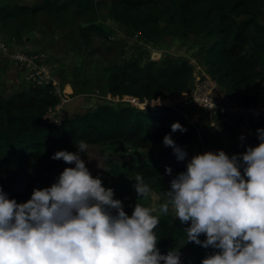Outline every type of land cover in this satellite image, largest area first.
<instances>
[{
  "label": "trees",
  "instance_id": "1",
  "mask_svg": "<svg viewBox=\"0 0 264 264\" xmlns=\"http://www.w3.org/2000/svg\"><path fill=\"white\" fill-rule=\"evenodd\" d=\"M101 4L108 5L113 20L124 24L130 33L138 34L147 42H157L165 34L202 36L205 42H201L197 51L199 59L226 93L239 103L256 98L254 83L261 75L259 64L264 54V23L259 19L264 0H40L32 4L13 0L0 5V22L38 11L55 17L70 13L76 18L95 13ZM91 28L92 25L79 26L81 37L87 38ZM142 53H133L105 67L107 92L152 99L189 87L193 67L187 59L167 56L160 60H143ZM2 92L0 88V169L7 171L12 165L15 169L10 181L0 187L11 198H26L31 194L39 178L36 161L47 153L68 151L70 141L115 142L116 148H122L127 142L146 145L155 134H178L179 131L171 132V125L173 122L182 125L184 121L171 107L156 104L137 107L124 101L119 106L101 104L94 110L62 116L60 126L53 128L43 119L47 108L58 102L50 83H29L26 88L14 90L7 96ZM166 121L171 124L166 126ZM256 127L264 129V124L258 122ZM186 129L180 133L185 140L192 130L190 127ZM214 132L217 131L208 129L202 139L207 140V134ZM104 159L108 165L106 170L111 169L112 154L105 153ZM166 167L172 169L171 175L166 173ZM132 168L141 176L175 177L186 170V163L168 152L156 161L140 159ZM90 172L94 177L98 176ZM169 182L156 178L150 187L164 198ZM52 183H42L41 188ZM188 226L181 224L175 216L170 220L159 216V224L154 229L159 251L167 254L177 249L179 240L187 239L184 229ZM204 238L201 235L200 239ZM185 244L188 247L195 245L194 242ZM202 259H190L187 264H201Z\"/></svg>",
  "mask_w": 264,
  "mask_h": 264
},
{
  "label": "clouds",
  "instance_id": "2",
  "mask_svg": "<svg viewBox=\"0 0 264 264\" xmlns=\"http://www.w3.org/2000/svg\"><path fill=\"white\" fill-rule=\"evenodd\" d=\"M177 131L187 129L173 122L171 132ZM257 133L260 143L243 153L193 155L170 180L158 209L136 203L131 215L86 167L84 141L76 152H54L51 159L74 167H66L51 186L34 188L22 203L0 187V264H182L179 249L162 254L157 247L159 215L153 213L167 215L170 208L181 224H189L185 243L218 250L201 264H264V129ZM163 144L178 160L187 158L171 134ZM133 187L138 199L150 197L141 175Z\"/></svg>",
  "mask_w": 264,
  "mask_h": 264
},
{
  "label": "rangeland",
  "instance_id": "3",
  "mask_svg": "<svg viewBox=\"0 0 264 264\" xmlns=\"http://www.w3.org/2000/svg\"><path fill=\"white\" fill-rule=\"evenodd\" d=\"M11 1L13 0H0V5ZM16 1L32 4L40 0ZM259 19L261 23H264V9ZM86 25H92L93 28L89 30L88 37L83 38L78 28ZM0 36L5 37L12 51L25 49L43 54L46 61L51 64L53 75L59 80L64 97L62 101H58L57 114L61 117L77 111L94 110L101 104L119 106L125 103L122 100H115L114 95L106 91V66L120 62L125 57L140 51L143 52V60L149 58L160 60L171 56L187 59L192 67L195 64L203 65L197 51L201 42H205L202 36L192 33L184 36L165 34L157 42L141 40L138 34L130 33L124 24L110 17L107 4H101L95 13L89 12L76 18L70 13L61 17L48 16L44 11L22 13L7 22H0ZM19 67L15 66L8 56L0 53V88L4 96L28 86L29 82L25 78L28 67L23 69ZM259 68L261 75L254 83V90L264 87V54ZM170 124L169 121L165 122L166 126ZM182 125L188 128L184 121ZM214 130L217 132L207 134V140L202 139L206 146L201 144L192 130L189 131V138L186 140L180 136L181 132L172 135L176 143L187 152L184 163L193 155L202 154L204 151L224 150L229 156L233 154L234 146L227 129ZM207 131L208 128L201 130V138ZM166 134L164 132L155 134L154 139L146 145L127 142L122 148H116L115 142H85L88 150L86 153H81V158L85 161L86 167L97 173L106 188L111 187L114 190V198L122 201L128 215H131L136 203L158 209L159 205L167 199V196L162 198L152 187H150L152 192L149 198L138 199L133 187L137 174L132 168L140 162V159L152 162L161 159L168 152L173 153L172 148L165 147L163 144ZM81 141H70L68 151L76 152V144ZM53 153H47L42 159L36 161L39 177L36 188H41L42 183L55 182L66 167H74V164H66L63 160L51 159ZM105 153L113 156L112 168L108 170H106L108 165L104 159ZM14 167L15 165H12L7 171L0 169V184L4 185L10 181ZM142 177L149 186L156 178H163L167 181L173 178L166 175ZM31 194L26 198L15 197V199L18 203L26 202ZM153 214L169 220L175 216L171 208L167 215H160L158 211ZM177 249L181 253L182 264H187L190 259L205 258L206 255L218 251L212 248L205 249L197 244L188 247L183 239L179 240Z\"/></svg>",
  "mask_w": 264,
  "mask_h": 264
},
{
  "label": "built area",
  "instance_id": "4",
  "mask_svg": "<svg viewBox=\"0 0 264 264\" xmlns=\"http://www.w3.org/2000/svg\"><path fill=\"white\" fill-rule=\"evenodd\" d=\"M0 53L8 56L14 65L20 66L21 69L28 67L25 78L29 83L34 85L50 83L51 92L58 97V101L64 99L60 82L53 75L52 66L43 54L25 49L12 51L7 45V40L1 36ZM195 65L190 85L182 91H175L167 96L156 95L152 99L139 98L133 94H115L114 99L126 101L137 107L156 104L173 108L184 118L185 123L194 131L203 146H206L201 138L203 128H226L234 146L233 154L243 153L247 147L258 145L260 141L257 138L256 123L264 124V87L256 88V98L253 101L239 103L226 93L224 87L204 65ZM58 111L57 102L49 106L43 115L45 122L50 123L53 128L61 124ZM241 171L243 173L242 168Z\"/></svg>",
  "mask_w": 264,
  "mask_h": 264
}]
</instances>
